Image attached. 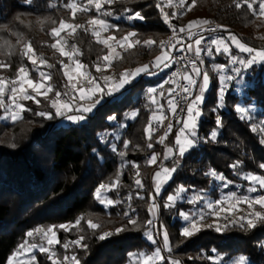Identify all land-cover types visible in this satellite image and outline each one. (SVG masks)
<instances>
[{"label": "trees", "instance_id": "trees-1", "mask_svg": "<svg viewBox=\"0 0 264 264\" xmlns=\"http://www.w3.org/2000/svg\"><path fill=\"white\" fill-rule=\"evenodd\" d=\"M68 2L0 0V63L10 65L0 68V75L13 77L20 67L37 74L47 70L53 88L48 98L37 96L35 100L20 101L30 110L24 111L15 122L5 121L0 109V264H7L10 256L26 239L27 232L41 226L48 228L64 223H69L71 230L67 234L62 230L58 232L57 246L65 244L73 232L71 239L83 236L81 245L87 247L75 246L70 252L80 264H134L130 253L138 254L150 246L151 249L160 246L153 223H147L155 218L154 209L149 212L155 202L149 171L144 162L145 153L152 154L158 150V142L152 135L149 139L146 131L156 104L151 98H145L143 91L149 85L163 82L167 72L155 78L142 76L122 91L103 96L102 103L92 113L86 114L81 122L66 119L74 112L57 116L51 107V100L56 91L62 94L66 91L62 65L67 58L51 46L57 40L51 34V29L58 28L60 20L83 25L75 32L69 30L71 35L68 42L78 50L77 56L86 70L91 71L96 70L97 64L103 65L101 58L109 53V49L99 44L92 35L94 26L88 24L91 17L102 18L111 26L103 37L111 33H136L135 37L129 38L131 42L138 39L141 43L125 48L111 60L110 65L117 72L116 80L126 71L150 65L151 59L160 55V42H164L168 30L157 4L164 8L177 27H186L192 21L205 19L227 24L233 29L251 30L256 26L255 22L259 26L264 23V17L253 15L246 5L237 9V0H196L191 10L181 7L179 2L169 7L162 0H114L110 5L105 3L100 13L94 6H89L90 11L78 10L75 18L71 10L65 7ZM75 2L85 5L87 0ZM187 3L191 4V0H187ZM254 8L258 9V4ZM137 11L144 19L127 20ZM104 12L110 15H104ZM173 12L177 13L174 17ZM32 18L38 19L44 26L42 35L31 28L34 26ZM244 39L257 47L255 41L247 37ZM146 40L156 43L146 45L143 43ZM29 44L34 49L33 58L44 59L51 67L39 64L38 69L33 70L34 65L22 54ZM235 54L234 49L232 56ZM228 57L222 51H217L214 57L207 59L212 85L197 131L198 136L206 139L183 155L173 178L159 195V226L168 233L171 251L165 247V259L158 264H173V261L179 264H232L238 256L245 257L250 264H264L262 221H256L254 228L230 222L220 232L211 222L208 225L212 227L206 225L199 228L190 237L181 235L183 219L180 213L200 207L198 200L194 199L198 194L206 193L213 201L221 198L214 172L223 173L233 190H237L239 185L245 188L247 181L243 174L264 175V169L260 168V164L264 163V131L258 125L264 118V64L248 65L246 71L238 68L239 74L234 82L243 78L244 89L238 94L233 88L235 83L228 85V92L219 100L216 93L220 86L218 65L228 63ZM240 58L242 61L249 59L243 54ZM149 71L154 70L150 67ZM171 87V84L165 85L164 93L157 97L159 103L165 102ZM237 105L246 108L255 105V108L252 111L247 108L249 116L241 119L240 113L235 111ZM41 111L50 113L52 118L37 115ZM134 111L137 116L131 119ZM217 119L221 121L219 127L216 125ZM121 124L123 132L117 141L112 131ZM213 130L217 132L215 139L208 136ZM125 141L128 142L127 147ZM149 143L153 145L152 148L148 147ZM125 154L126 159L123 158ZM123 159L127 160L128 167L121 175L117 174L123 188L109 190L106 187L109 199L114 201L112 205H107L108 199L101 196L98 199L96 190L101 184L112 185L111 178L116 175ZM237 163V167H231ZM134 165H138L142 172V187L136 185L132 172H128L129 168L133 170ZM181 187L185 189L182 193L179 192ZM170 194H177L174 202L167 200ZM190 200L195 202L189 203ZM94 214L107 219L94 221L99 225L96 229L90 228L87 221ZM132 216L136 217L135 225L129 223ZM110 218L117 219L109 227L112 235L99 240V235L108 232ZM77 219L81 221L79 225L75 224ZM78 227L81 228L80 232H77ZM117 228L126 230L116 233ZM149 230L154 233V245L145 235ZM32 264L53 262L49 257L37 253L36 261Z\"/></svg>", "mask_w": 264, "mask_h": 264}, {"label": "snow or ice", "instance_id": "snow-or-ice-1", "mask_svg": "<svg viewBox=\"0 0 264 264\" xmlns=\"http://www.w3.org/2000/svg\"><path fill=\"white\" fill-rule=\"evenodd\" d=\"M113 2H114V0H87V3L85 5H79L75 2V0H69V2L67 4H65V7L71 10L72 17L75 18L76 12L78 10L79 11H90L89 6H94L97 13H100L101 9L103 8L105 3L110 5ZM195 2H196V0H191V4H189V3H187V0H179V5L183 8H185L186 10H191V8L195 5ZM257 4H258V9L254 8V5H257ZM244 5L247 6V9L250 10L253 13V15H258V16L264 17V0H237V2L235 3V7L237 9L242 8ZM168 6L169 7L172 6V0H169ZM157 7L162 12L163 20L165 21V23L170 24L169 14L164 11V8L160 4H157ZM103 14L104 15H110V13H108V12H104ZM176 15H177V13H175V12L172 13L173 17ZM128 18L129 19H141V20L144 19V17L141 15V13L139 11L134 12ZM88 24L95 26L93 28L92 35L96 38L97 42L99 44L104 45L106 48L109 49V55H104L101 58L103 61L107 62V64L105 65L107 67L111 63L110 62V55L112 54V51H113V45L110 44L109 41H117V37L115 35H109L107 37L101 36V32L108 30L111 27L107 23V21L102 19V18L95 17L93 19H90L88 21ZM205 25H211V21L206 20V19L205 20L192 21L187 25V29L182 27L179 29V32L183 33L187 30L188 34H189V38H191V36H192L191 29L193 28V26L200 28V27H203ZM82 27H83V25L66 23L64 20H60L59 21V27L58 28H55V27L52 28L51 34L53 36H59L61 31H64L66 29H69L72 32H75L77 29L82 28ZM216 27H222V26L217 25ZM85 30H87V29H85ZM174 33H175V30H174ZM135 36H136L135 32L127 33L124 37H122L119 41H117L118 46L121 48H123L125 46H127L128 48H132L135 45L140 44L141 41L138 39L134 40L133 42H129V37H135ZM175 38L176 37L174 35L173 39H175ZM229 39L241 51L253 53L254 49L251 47H247L235 35H230ZM203 41H204V37L200 36L199 38H196L194 40L195 47L193 46V43H188V44H186V46L184 48L181 49V51L192 52V53H194L197 60H199L201 57L202 51H205V49H203L201 47ZM60 43H61V41L57 40L56 43L52 44L51 46L53 48H56L57 45ZM143 43L146 45H152V44H155L156 42L154 40H146V41H143ZM211 45L216 46V51H220L221 47H222L223 51L226 53L230 51L228 44L225 43L223 38H217V39L210 40V47L207 49L209 55L212 54ZM26 47H27V51H24L22 54L28 58V60L31 64L37 65V59L33 58L34 49H32L30 44L27 45ZM175 47H176L175 45H170V42L166 44L165 42L161 41L160 42V48H161L160 55H157L155 57L151 66L148 64H145L142 67H138L133 71H130V72L126 71V72L121 74L119 81L115 82V83H110V82H112V79H113L111 76H104L103 77V80H104V86L103 87L98 82H96L95 77H91L88 74L81 73L80 70L84 66L81 65L77 61L75 63V72H76L77 76L85 78L87 80V84L91 85V86L87 87V88L84 86L77 88V84L72 82L73 81V75L70 74V72L66 70V71H64V75H65V77H67V80L69 82V84L66 85V87L70 86L74 90V93L76 91L79 92V101L80 102H83L85 100H90V101H92V103L89 104V106H87V107L83 106V103H81L79 107H76L75 109H73V103L72 102L76 100L75 94L72 96L70 101H63L61 99V96L62 95L67 96L68 93L64 92L62 94L61 92L56 91L55 92V99L51 100V107L55 109V115L63 116L65 114V112L74 110L75 112L80 113V114L79 115H68L67 119L70 121H73V122H78V121L84 120L86 118L85 114L92 111V109L96 106V104H98L101 101V99H103V96H105V95L112 96L114 93L119 92L121 89H123L125 87L126 84L130 83L131 80L134 79L137 75H139L141 73H148L150 70V67H157L158 68L161 65H163L164 67H168L169 62L174 59V57L172 56V51L174 50ZM60 51H61L62 55L68 56L71 59V56L73 53L65 51L63 47L60 48ZM76 51H78V50L75 49V47L73 46V52H76ZM29 53H33V55H29ZM257 59H260L261 62H264V50L257 51L255 53V55L252 56V58L247 60V61H239V62L240 63H246L247 65H251V64L255 63ZM233 61L236 62L235 57H233ZM39 64L40 65H47V61H45L44 59H40ZM47 66L51 67V65H47ZM2 67H10V65L0 63V68H2ZM62 67L67 69L69 66L68 65H62ZM96 71L97 72L102 71L100 64L96 65ZM193 73L195 74V76L201 75L200 69L198 67L196 60L191 61V72L186 73L182 77V79L187 82V85L183 86V93H185V94L189 93L188 85L195 87L197 84V81L193 78ZM39 76H40L39 80H33L30 77L29 72L24 67H20L19 69H17V76L14 80L6 81L4 78L0 77V108L5 109V112L7 114L4 117L5 119L10 118L13 122H15L16 120L21 118V114L24 111L30 110V109H27L25 107V105L23 103H21L20 101H27L30 99L35 100L36 96H44L45 98H48V94L50 92H53V88L51 87V85L46 83L47 81H49L51 79L50 75L46 74L43 71H40ZM224 79H225V77H221L222 81ZM227 79H231V77H227ZM9 85H10V87H9ZM208 86H209V75L205 72V73H203V76H202V84L200 85V94L195 95L194 98H190V103L188 104L187 109H186V118H184L182 120V128L180 130V134L177 135V137H176L175 143H176L178 153L180 156H183L185 154V152L188 151V149L193 147L195 144V139H194V137L196 136L195 129L198 127V118L201 115V112L196 109L195 105L198 102L202 101L203 93ZM29 89L31 90V94L29 93ZM105 89H107V90H105ZM6 90L10 91V93H11V95H9L7 97V101H8L7 104L5 103V99H4ZM220 91H221V94H223V91H224L223 88H221ZM149 92L154 93L155 89H149ZM97 94H100V95H97ZM169 94H170V96L172 95L171 90H170ZM36 103H39V101L36 100ZM153 103H155L154 97H153ZM168 104L170 106L169 111H171L172 113H175L177 108L179 107L178 101L174 98L169 99ZM160 107L162 108L163 105H161ZM235 111L237 113H240L241 119L247 118L249 116V110L246 107L237 105L235 107ZM37 115L42 116V117H46L49 119L52 118L50 113L44 112V111L37 113ZM110 119H114V117H110ZM153 119L156 120L158 123H162L164 117H163V115L153 116ZM220 124H221V121L219 119H217L216 120L217 127H219ZM171 128H172V125H168V131L169 132H171ZM167 135H168V133L166 132L165 135L160 138L159 142L163 143L164 139L167 137ZM216 136H217V132L215 130H213L211 132V138L215 139ZM149 139H151L150 135H149ZM127 144H128V142L125 141V147H127ZM12 146L15 147V145H12ZM148 147L152 148L153 145L151 143H149ZM113 150H115V146H113ZM169 153H174V149L168 148L166 150L165 157H164L165 159L168 158ZM156 161H157V154L153 153L152 156L150 157V159L148 160V164H150V165L154 164V163H156ZM238 163L231 165V167H233V168L237 167ZM134 167L138 168L139 166L134 165ZM260 168L264 169V163L260 164ZM175 170L176 169L174 167L173 168L162 167L160 171H157L155 173L154 180L159 181L156 183V194L157 195L159 194L161 183H166L167 180L171 178V174L173 172H175ZM162 173H163V180H160ZM213 175H216V174L213 173ZM137 176H139V172H137ZM220 178L223 179V177H220ZM245 179L253 181L256 184H258L261 188H264V177L249 174L245 177ZM135 183L137 186L142 187V183L139 179H137L135 181ZM106 187L109 188V190H110L112 187H115V182H113L112 185H108V186L101 184L99 186V188L96 190V196L98 199L100 198L101 189H105ZM249 190L254 192L257 189L255 187H252ZM183 191H185V189L183 187H181L179 189V192L182 193ZM176 198H177V194H170L167 197V200L169 202H174L176 200ZM198 199H202V197H198ZM232 200L234 201V203L230 204L227 208H225L223 206V202L221 200L209 202L208 208L214 209V205H215V207L219 209V211L215 212L217 217H219L221 212L231 213L234 210H238V205L241 203H246L250 209L254 208L255 205H259L261 209H264V195L254 197V198H249L247 196L239 197V196H235V194H233ZM194 202L195 201H191V200L189 201V203H194ZM106 203H107V205H112L114 203V201L108 200ZM169 206H171V204ZM154 208H155V204H153L152 208L149 209V212L151 213ZM125 215H128V213H125ZM180 215L184 218V220L189 221V223H190V227L185 226L182 228V230H181L182 236L190 237L195 232L200 230L198 225H197V219L196 218H192L191 220H189V215H187L183 212H181ZM225 218L227 219V216ZM199 219L200 220L204 219L203 214L200 215ZM238 221L240 222L241 227H245L244 222L246 221V226L248 228H254L256 226V221L264 222V211H252V212H250L244 216L238 217ZM238 221L232 220L231 223H237ZM80 222L81 221L79 219H77L75 221V224L79 225ZM129 223L135 225L137 223V221L135 219H132L131 217H129ZM147 223L149 225H151L152 221L149 220V221H147ZM88 226L92 229H96L97 227H99L98 224L93 223L91 220L88 221ZM207 226L212 227V225H207ZM227 226H228L227 224L223 225L224 228H227ZM56 227L57 226H55V225L50 226L47 229L42 228V227H38V228L34 229L33 231L27 232L26 236L31 238L34 236V234L42 235L43 238L46 240L47 245L50 247V246L54 245L55 243H59L58 239L56 238V232H55ZM58 227L60 229L65 230V231L70 230L69 225H67V224H60ZM123 230H126V229L117 228L115 231H116V233H119ZM215 230L217 232H220L222 230V227L219 223H216ZM110 235H112V233L104 232L101 235H99L98 239L104 240L107 237H109ZM145 235L149 241H152L153 243H155V240H154V237H153L151 231L146 232ZM83 239H84V237L81 236L79 239H77L76 241H73L72 243L79 245V246H82V247H87V245H81L80 242ZM163 241H164V246L166 248H168L169 251H171V248L169 247V236H168V233L166 230L163 232ZM27 246H28V241H25L24 243L19 245V250L23 251ZM31 247L33 249H36L37 245L32 244ZM49 247L39 246V251L40 252H47V251H49ZM64 248L67 249L68 244H64ZM18 254H19V252L13 253V256H16ZM129 255H130V257L134 258V264H158L159 261H162L164 259V257L161 256V252H160L159 248H157L155 251H153L150 255L145 254V253H138V254L130 253ZM30 259L34 261L36 259V257L34 255H32V256H30ZM49 259L53 260V264H57V260L53 259L52 255L49 256ZM245 260H246V258L241 256L239 258V264H245ZM63 261L64 262L70 261L71 264H80L79 260L75 256H72L71 258H69L68 256H64ZM9 264H12V257L9 258ZM173 264H179V262L173 261Z\"/></svg>", "mask_w": 264, "mask_h": 264}, {"label": "rangeland", "instance_id": "rangeland-1", "mask_svg": "<svg viewBox=\"0 0 264 264\" xmlns=\"http://www.w3.org/2000/svg\"><path fill=\"white\" fill-rule=\"evenodd\" d=\"M162 1L164 2V5H168L169 0H162ZM177 2H179V0H172V4H176ZM128 17H127V20L132 21ZM93 18L94 17H91V19H93ZM32 19H33L34 26H31V28H33L38 34H41L44 26H41V24L39 23L40 21L38 19H36V18H32ZM255 25L256 26H253V28L251 30H248V29H236L235 28V29H233V32H229L227 34V36L221 37V38L224 39L225 43L228 44L230 51L226 53V52L223 51L222 47H221V50L220 51H222L225 55L229 56L228 58H229L230 61L228 63L221 62L218 65V69L220 70V72L218 73V81H219L220 86L217 89V92L216 93H217V96H218L219 100H221L225 96V94L228 92V88H227L228 85L231 86V85H233V83H235V86L233 88H234V91L236 93H238V94H241L242 89H244V86L243 85L245 83V80L243 78H241L240 80L238 79L237 81L234 82L235 78L239 74L238 68H241V69H243L245 71L248 68L247 67L248 65L246 63H240L239 62V61H242L241 58H240V55L241 54L247 55L249 57V59H251L252 56H254L257 51L264 50V23H262L261 26H259L258 23L255 22ZM106 33H107V30L101 32V36L103 37V34H106ZM69 35H71V33H70L69 29H66L65 33H62V31H61L60 35L59 36H56L57 37V40H60L61 41V43L57 45L56 51H58V52L61 53L60 48L63 47L65 51H68V52L73 53L72 56H71V59L68 56H64L63 55L64 57L67 58V61H66V63L64 65H68L69 66L67 69L63 68V71H66L67 70V71L70 72V74L73 75V81L72 82L73 83H76L77 84V88H79L81 86H84L86 79L83 78V77L77 76V74L75 72V63L78 61L81 65L84 66V64L80 62V60H79V58L77 56V52H73V45L68 42ZM109 35H115L117 37V41H119L122 37L125 36L123 33H121V34L111 33ZM109 35H106L105 37H107ZM230 35H235L247 47L253 48L254 49L253 53L244 52V51H241L239 48H237L236 45L229 39V36ZM244 37H247V38L255 41L256 43H258L257 47L252 46L249 43H246ZM117 41H109V43L113 45V51H112V54L110 55V62H111V60L115 56H118L119 54L122 53V51L125 48H127V46H125L123 48L119 47L118 44H117ZM129 42H131L130 38H129ZM234 49L236 50V53L237 54H235L234 56H232V51ZM215 51H216V46H215ZM29 54H32L33 55V53H29ZM50 54L51 53H49V55ZM107 55H109V53ZM233 57L236 58V62L233 61ZM152 59H155V57L152 58ZM106 64H107V62L104 61V64L103 65H100L102 71H100L98 73H103L104 75L106 74V76H111L113 79H112V82H110V83L118 82L119 79L116 80L117 72L112 68L111 65H109V66L106 67L105 66ZM254 64H256L257 66H259V65L264 64V62H261L260 59H257L255 63H253V64H251L249 66H252ZM235 65L237 67H235ZM38 66H39V59L37 60V65H34L33 66V70L36 71L38 69ZM170 66H171V64H169L168 67H164L163 65H161L160 70H157V71H149L148 73H141V74L137 75L134 79H132L130 83L126 84L125 87H127L132 82L138 80L142 76H144L145 78L148 79V78H155V77H157L159 75L165 74L167 72V70L169 69ZM243 66H245V67H243ZM25 69L29 72L30 77L33 80H39L40 79L39 73L38 74L37 73H32L31 69H27V68H25ZM80 71H81V73L88 74V72H90L91 70H86V68L84 66L83 68H81ZM43 72H45L48 75L50 74L47 70L46 71H43ZM94 72H97V71L95 70ZM16 76H17V73L13 77H9L8 75H2V76L0 75V77L4 78L6 81L14 80L16 78ZM63 77H64L63 85L65 86V88H66V91L65 92H67L68 95L67 96H64V95L61 96V99L63 101H70L71 98H72V96L75 94L76 100L72 102L73 103V109H75L76 107H79L81 103H83L84 104L83 106H85V107L89 106V104H91L92 101L85 100L83 102H80L79 101V92L76 91L74 93V90L70 86L66 87V85H68L69 82L67 80V77H65L64 74H63ZM221 77H225V79L222 81L221 80ZM227 77H231V79H227ZM50 81H51V79L49 81H47L46 83L47 84H50ZM96 82H98L102 87L104 86V80H101L100 79V81H96ZM160 85H162V82H159V83L154 84V85H149L147 88L148 89H155L156 90L158 87H160ZM211 85H212V81L209 78V86L205 89V91L203 93L202 101L201 102H198L201 106L204 105V103L206 102V100L208 98V94H209ZM9 87H10V85H9ZM221 88H223V90H224L223 91V94H221V91H220ZM123 89H121L120 91H122ZM29 93L31 94V90L30 89H29ZM9 95H11L10 91L6 90L5 96H4V99H5V103L6 104L8 103L7 97ZM97 95H100V94H97ZM153 97L155 98V104H156V106H155L154 112L151 114V118H150V121H149V125L147 126V135H148V137H149V135L150 136L152 135V137H154L156 139L157 137H159V134L158 133H153L151 131V122L154 121L153 116H160L161 115L160 113H161V110H162L163 107L162 108L160 107L162 104L159 103V100L157 98V95H154ZM153 97L151 98L152 101H153ZM54 99H55V97H54ZM102 101H103V99H101V101L98 104H96L95 107H97L99 104H101ZM254 106L255 105H249L247 108L248 109H251V111H252V109L255 108ZM95 107L92 109V111H90L88 113H92L94 111ZM0 109L3 111V119L5 121H12L10 118L5 119L4 117L7 115L6 112H5V109L4 108H0ZM199 111L201 112V115H202V110H199ZM68 112H74V113H72L70 115H79L80 114V113L75 112L74 110L73 111H68ZM88 113H86V114H88ZM86 114H85V117H86ZM201 115L198 118V125H199V122H200ZM136 116H137V112L136 111H134V112L131 113V119H135ZM253 120H255V118ZM68 121H70V120H68ZM70 122H73V121H70ZM78 122H81V121H78ZM258 125L264 131V118L258 123ZM122 126L123 125L121 124L117 128V130L112 131L113 137L117 141L120 139V137L122 135V132H123V127ZM181 128H182V125L180 126L179 130L177 131V135L180 134ZM195 131H196V136L194 137L195 144H194L193 147L189 148L188 151L191 150L192 148H194L197 145L196 138H197V135H198V133H197L198 127L195 129ZM174 136L175 135H172V134L169 135V138L167 140H165V142H163L162 144H160L157 141V139H156V141L158 142V150H157V152L156 151L154 152L155 154H157V161H156V163L151 164V165L148 164V160L150 159V157L152 156L153 153L152 154L151 153H147V154L145 153V155H144L145 167H147V170L149 171L148 176L151 179V189H152V192H153L152 194L154 195V202H155V208H154L155 218H154V220H153L152 223H153V225L155 227V236L158 238V241H159V244H160V246H157V247L152 248V249H151V246H150V247H148V250H145V252H141V253H145V254H148V255H150L153 251H155L157 248H159L160 249V252H161V256L164 257V249H165V246H164V241H163V232L166 229L164 227L159 226V221H158L159 210H158V203L157 202L159 200V195L162 193V191L167 186V184L171 181V179L173 178V175H174L175 172H173L171 174V178L168 179L166 183H161V187H160V191H159V194L158 195L156 194V183L159 182V181L154 180V175H155V173L157 171H160L162 167H168V168H173L174 167L177 170V166L181 163L183 156H180L179 153H178V149H177L176 143L174 142V138H175ZM168 148L174 149V153H169L168 158L165 159L164 158L165 157V152H166V150ZM188 151H186L185 153H187ZM162 154H163V156H161ZM126 157H127L126 154L123 155V158L126 159ZM121 159H122V157H121ZM127 167H128L127 160H124L123 159L120 162V165H119V167H118V169L116 171L117 172L116 175H114V177L111 178V179H113L112 180V184H113V182H115V187H112L113 189L114 188H117V187H119V188L121 187V182H120V179L121 178H119L118 175L119 174L121 175L122 173H124L125 172L124 170ZM128 172H130V173L132 172V176H133L132 178H133V181L134 182L137 179L140 180V178H141L140 175L142 173L140 169H138L137 167H134L133 170H131V168H129ZM137 172H139V176H137ZM215 174H216V176H218L217 173H215ZM249 174L256 175V176H260V177H264V175L257 174V173H247V174H243V178H245ZM160 180H163V173L161 175ZM245 180L247 181V184H246L245 188L243 187V185H239L237 187V190H233L232 189V186L230 187L229 181L226 179L227 186L226 187H222V189L220 188L221 198L218 199V200H221L223 202V206L225 208H227L230 204L234 203V201L232 200L233 194H235V196H239V197L247 196L249 198H254V197H258V196L264 195V188H261L258 184H256L253 181H250V180H247V179H245ZM252 187H255L257 190L254 191V192L253 191H250L249 189L252 188ZM121 188H123V187H121ZM227 188H229L228 191H225V189H227ZM107 192H108V190L106 188L105 189H101L100 196L101 197H104V198H106L108 200H110L109 199L110 197L108 196ZM198 197H202V199H198ZM194 199L198 200V202L200 203V207H198L197 209H192L189 212H186L185 214L189 215V220H191L192 218H196L197 219V225H198L199 228H203V227H205L206 225H208L211 222H213L215 225H216V223H219L221 225V227H223V225H225V224H229L232 221V219L225 220L224 219V216L226 214H228L230 216H233L234 214H237V215H246V214H248V213H250L252 211H263L264 210V209H261L259 205H255L254 208L250 209L246 203H241V204L238 205V210H234L231 213L221 212L220 215H219V217H217L216 214H215V212L216 211H219V209L216 208L215 205H214V209H209L208 208L209 202H214V201L212 200V198H210L209 196H207L206 193L203 194V195L198 194L196 196V198H194ZM141 200H142V198H141ZM104 202H106V201H104ZM201 214H203V216H204V219L203 220H200L199 219V217H200ZM98 215L99 214L91 215L90 217L87 218V221L91 220L92 222H94V221H97V222H101L102 221L103 222V221H106L107 220L104 217H102L101 215H99V216ZM209 215H211L212 217L209 218ZM135 218H136L135 216H132V219H135ZM182 219H183V227H185V226H189L190 227L189 221L184 220L183 217H182ZM116 220H117L116 218H110V219H108V223H109L108 224V227H107L108 228L107 229L108 232L110 230V228H109L111 226L110 224L117 222ZM244 223L246 225V222H244ZM64 224L69 225V229L71 230V226H70L69 223H64ZM237 224H240V223L237 222ZM58 226L59 225H57V227L55 228L56 238L57 239H58L57 234H58L59 231L62 230L65 233L68 232V231H65L63 229H60ZM137 226H140V225H137ZM42 228L47 229L46 227H42ZM79 229L81 230V228L78 227V229H77L78 231L77 232H80ZM74 233L75 232L71 233L70 234V237L65 242V244H68V248L67 249L64 248V244L62 246H57V244H59V243H55L54 245H52V246L49 247L47 245L46 240L43 238V236L42 235H39V234H34V236L31 237V238L26 237V239L24 240V242L25 241H28V246L23 251H20L19 248H18L14 253L19 252V254L16 255V256H13V254H12L10 256V257H12V264H32V263H34L36 261V259L33 261V260L30 259V256L34 255L36 257L37 253H41L42 255L47 256V257H49L50 255H52L53 256V259L57 260V264H71L70 261L69 262H64L63 261V257L64 256H68L69 258H71L72 257V254L70 252L74 249L75 246L76 247L79 246V245H76V244L72 243L73 241H76L78 239V237L76 239H74V238L71 239V236ZM152 235L154 237V233H152ZM154 240H155V238H154ZM149 242L152 245L155 244L152 241H149ZM32 244H36L37 245V248L36 249H33L31 247ZM39 246L49 247V251H47V252H40L39 251ZM134 254H137V253H134ZM240 257L241 256H238L237 259H235L232 264H239V258ZM131 259L134 262V258L131 257ZM164 259H165V257H164ZM50 260L53 262L52 259H50ZM162 261H159V262H162ZM7 264H9V259H8ZM245 264H250L247 259L245 260Z\"/></svg>", "mask_w": 264, "mask_h": 264}, {"label": "built area", "instance_id": "built-area-1", "mask_svg": "<svg viewBox=\"0 0 264 264\" xmlns=\"http://www.w3.org/2000/svg\"><path fill=\"white\" fill-rule=\"evenodd\" d=\"M217 25L222 27H216ZM166 28L168 30V34L164 40V42L167 44L170 42V45H175L176 47L172 51V56L174 57L173 60L169 62L171 66L167 70L166 76L164 77V80L162 82V85L158 87L154 93H150L149 89H145L143 92V96L145 98H152L154 95L161 96L164 93L165 85L171 84V91L172 95L170 94L166 97L165 102L161 103L163 105V108L161 110V115H163L164 119L162 123H158L156 120L151 122V131L153 133H158L159 137H157V141H160V138L165 135L167 132L168 135L164 139L167 140L169 138V135H175L174 142L176 141L177 137V131L179 130L180 126L182 125V120L186 118V109L188 104L190 103V98H194L195 95L200 94V85L202 84V76L203 73L208 74V69L206 66L207 59L210 57H214L216 51H215V45H211L212 54L209 55L207 49L210 47V40L221 38L224 36H227L229 32H233V28L227 24L221 23V22H215L211 21V25H205L203 27L197 28L196 26H193L191 29L192 36L189 38L188 31L181 33L179 32V29L182 27H177L173 21L170 20V24L166 23ZM187 29V26L184 27ZM175 30V33H174ZM175 35V39H173V36ZM200 36L204 37V41L201 45L205 51H202L201 57L199 60L195 57L194 53L188 52V51H181L182 48L186 46L188 43H193L196 38H199ZM196 60L198 67L200 69V76H195L193 73V78L197 81V84L195 87L188 85L189 87V93L185 94L183 93V86L187 85V82L182 79V77L186 74L191 72V61ZM154 59L150 61V66L152 65V62ZM160 67H151L152 70L157 71L160 70ZM88 75L91 77H95L96 81L103 80V77L106 76L103 73H98L94 71L88 72ZM84 86L90 87L91 85L87 84V80H85ZM170 93V92H169ZM176 99L178 101L179 107L177 108L175 113H172L169 111V99ZM197 110H202V115L200 118V121L203 119V106H201L199 103L195 105ZM168 125H172L171 132L168 131ZM208 136L211 137V133H208ZM204 139H206L204 136H198L196 138L197 144H200ZM160 143V142H159ZM162 144V143H160ZM163 156V154L161 155ZM218 176L214 175V179L216 184L219 186V188L222 189V187H226V177L223 173H217ZM220 177H223L221 179ZM231 187V184H230ZM224 189V188H223ZM229 189V188H227ZM227 216V219L225 218ZM244 216V215H237L234 214L233 216H230L226 214L224 216L225 220H237L238 217ZM239 222V221H238ZM246 222V221H245ZM240 223V222H239Z\"/></svg>", "mask_w": 264, "mask_h": 264}]
</instances>
